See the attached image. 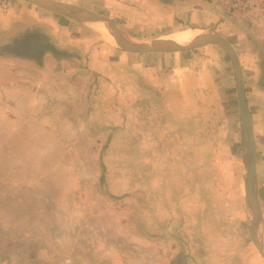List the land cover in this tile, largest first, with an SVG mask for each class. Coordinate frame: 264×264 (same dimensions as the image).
I'll list each match as a JSON object with an SVG mask.
<instances>
[{"label":"rangeland","instance_id":"obj_1","mask_svg":"<svg viewBox=\"0 0 264 264\" xmlns=\"http://www.w3.org/2000/svg\"><path fill=\"white\" fill-rule=\"evenodd\" d=\"M51 1L107 16L138 39L160 38L131 31L112 14L114 3ZM26 5L86 42L75 49V64L63 68L76 75H0V264H264L247 231L246 159L227 53L216 46L133 53L106 37L100 23ZM234 15L229 29L179 31L185 40L204 31L225 35L245 74L255 73L264 66V13L254 28ZM210 51L225 57L233 74L222 88L185 86L182 75L151 82L149 75L85 73L95 52L108 64L122 59L126 73L131 64ZM243 78L264 243V75Z\"/></svg>","mask_w":264,"mask_h":264},{"label":"crops","instance_id":"obj_2","mask_svg":"<svg viewBox=\"0 0 264 264\" xmlns=\"http://www.w3.org/2000/svg\"><path fill=\"white\" fill-rule=\"evenodd\" d=\"M0 1V75H35L34 72L37 73L36 75H71L74 73L76 75L79 73L76 68H72L70 73L64 74L63 68L67 69L78 60L75 53L77 48H80V44H85V37L79 38L76 33L53 22L47 15L37 13L35 9L26 5L32 6L28 2L24 3L23 0ZM102 1L107 2L108 5L114 3L112 14L129 23L131 31L147 32L148 35L142 37H160L159 40L173 32L184 30L180 29L183 26L196 32L216 24L219 28L229 29V25L225 26L228 19H237L234 13L224 10L217 0ZM256 16L258 13H252L238 19L248 20L247 25L254 28L255 25L260 24ZM262 37L264 38V35ZM222 38L225 39L226 36L222 35ZM32 44H37V48H34ZM29 46L34 49L29 50ZM231 46L233 47L232 44ZM233 49L235 50L234 47ZM235 52L237 53V50ZM98 54L100 52L89 56L87 66L90 72L85 71L88 75H149L148 79L151 82L160 79L169 80L171 75H182L185 86L195 82L197 85L205 84L202 85L204 87L215 86V89L224 87V82H228V75H233L225 57L214 55L212 51L204 53V56H178L172 59L161 57L159 63L153 66H144L145 63L131 64L126 73L122 59H119L117 63L108 64V57L105 55L102 59L98 57ZM155 58L150 57L145 60ZM238 59L242 75H264V66H260L261 70L255 73L247 71L248 74H245L242 60L239 56ZM248 61L250 59H247ZM112 64L115 66V71L109 73L108 69L112 68ZM129 70L130 74H128ZM79 71L82 73L83 70L79 69ZM243 82L245 88L244 78ZM245 94L248 103L246 89ZM235 95L232 96L233 99Z\"/></svg>","mask_w":264,"mask_h":264},{"label":"water","instance_id":"obj_3","mask_svg":"<svg viewBox=\"0 0 264 264\" xmlns=\"http://www.w3.org/2000/svg\"><path fill=\"white\" fill-rule=\"evenodd\" d=\"M35 7L45 10L77 22H97L107 30L111 39L117 43L123 50L133 53H163L176 54L190 52L193 50L216 46L225 51L230 58L235 82V92L239 107L241 144L246 159V172L243 187V200L245 214H247L246 224L250 240L264 260V243L259 239L257 229L261 219V209L258 197V178L256 168V143L254 138L253 126L247 98L245 94L243 75L238 56L231 44L221 36L207 34L205 37H198L188 44L181 45L171 43L168 46L163 45L159 40H142L120 30L115 22L107 16L99 15L91 10L68 5L51 0H23ZM252 213V216L249 214Z\"/></svg>","mask_w":264,"mask_h":264},{"label":"built area","instance_id":"obj_4","mask_svg":"<svg viewBox=\"0 0 264 264\" xmlns=\"http://www.w3.org/2000/svg\"><path fill=\"white\" fill-rule=\"evenodd\" d=\"M220 6L234 14L250 15L264 13V0H217Z\"/></svg>","mask_w":264,"mask_h":264},{"label":"bare ground","instance_id":"obj_5","mask_svg":"<svg viewBox=\"0 0 264 264\" xmlns=\"http://www.w3.org/2000/svg\"><path fill=\"white\" fill-rule=\"evenodd\" d=\"M101 28H102V31H104L103 33H105V36L108 37L107 30H105L103 27H101ZM206 35H207V32L204 31L203 33L195 34L192 37H190L189 39L185 40L186 35L182 31H178L175 35H173V38L168 37L166 40H164L162 38V39H160V42L165 46H168L174 42L181 44V45H185V44L190 43L191 41H193L194 39H196L198 37H205ZM115 44L118 45L117 43H115ZM259 239L263 242V239H261L260 237H259Z\"/></svg>","mask_w":264,"mask_h":264},{"label":"flooded vegetation","instance_id":"obj_6","mask_svg":"<svg viewBox=\"0 0 264 264\" xmlns=\"http://www.w3.org/2000/svg\"><path fill=\"white\" fill-rule=\"evenodd\" d=\"M31 49H32V48H31ZM31 49H30V50H31ZM32 50H33V49H32Z\"/></svg>","mask_w":264,"mask_h":264}]
</instances>
